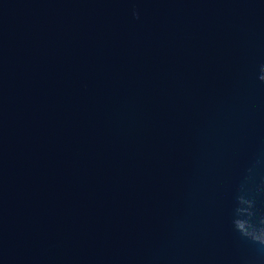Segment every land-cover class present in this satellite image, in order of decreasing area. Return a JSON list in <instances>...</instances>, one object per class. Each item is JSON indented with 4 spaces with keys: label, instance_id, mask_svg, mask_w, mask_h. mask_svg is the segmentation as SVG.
<instances>
[{
    "label": "water",
    "instance_id": "obj_1",
    "mask_svg": "<svg viewBox=\"0 0 264 264\" xmlns=\"http://www.w3.org/2000/svg\"><path fill=\"white\" fill-rule=\"evenodd\" d=\"M264 0H0V264H264Z\"/></svg>",
    "mask_w": 264,
    "mask_h": 264
},
{
    "label": "clouds",
    "instance_id": "obj_2",
    "mask_svg": "<svg viewBox=\"0 0 264 264\" xmlns=\"http://www.w3.org/2000/svg\"><path fill=\"white\" fill-rule=\"evenodd\" d=\"M241 204L249 205V208H241L238 210L241 214H247L249 219L235 220V227L242 235L264 244V220H260L258 223H253L251 218L254 216V213L249 210L252 207V203L241 199Z\"/></svg>",
    "mask_w": 264,
    "mask_h": 264
}]
</instances>
